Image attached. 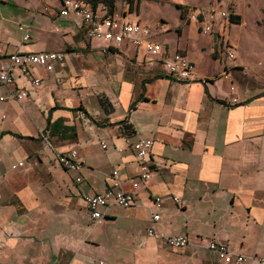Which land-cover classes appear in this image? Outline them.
I'll use <instances>...</instances> for the list:
<instances>
[{"label":"crops","instance_id":"crops-1","mask_svg":"<svg viewBox=\"0 0 264 264\" xmlns=\"http://www.w3.org/2000/svg\"><path fill=\"white\" fill-rule=\"evenodd\" d=\"M56 1V11H45L63 20L39 29L30 43L0 47V62L17 50L65 51L53 68L14 67L13 83L0 84V264H261L264 58L222 56L221 37L183 22L177 7L173 31L166 23L147 24L168 53L180 51L196 63L189 78L179 79L146 62L143 49L128 39L108 50L104 39L95 45L86 21L60 13ZM131 3L116 1L112 11L139 19ZM99 5L100 14L108 13ZM26 24L31 30V21ZM17 89L27 94L14 99L10 92ZM138 137L153 139L147 180L139 178L138 158L125 141ZM71 148L80 169L57 160ZM113 168L122 187L131 189L132 180L139 186L130 205L103 207L97 222L83 197L104 191ZM155 195L165 198L157 208ZM153 209L160 214L154 222ZM151 225L155 234L147 232ZM172 233H186L189 243L169 246L165 237ZM210 238L245 259L224 262L207 247Z\"/></svg>","mask_w":264,"mask_h":264},{"label":"built area","instance_id":"built-area-1","mask_svg":"<svg viewBox=\"0 0 264 264\" xmlns=\"http://www.w3.org/2000/svg\"><path fill=\"white\" fill-rule=\"evenodd\" d=\"M211 7L208 16L202 15V10L198 7H187L184 10V18L188 21L197 22L202 31H215L218 36L225 34V29L232 22L231 12L227 8L221 7L222 0H210ZM62 14H73L83 18L86 21V35L89 38H100L106 41L102 47L108 50L110 47L119 46L124 39H128L135 46L143 49L146 54V62L149 64H159L162 70L176 76L179 79L189 78L195 69V63L184 53L174 51L168 53L167 46L161 41H157L151 37L152 29L149 24L139 19H126L118 12H108L106 14H98L97 7L93 8L88 0H60ZM214 22L218 24L214 29ZM19 29L22 31V40H28L30 37L29 24H20ZM228 57L234 58V49L229 47L226 51ZM65 51L63 50H40V51H14L0 62V84L9 85L14 81L13 68H18L21 72H27L32 66H40L45 69H51L55 62L63 60ZM33 84L40 82V77L35 76L32 79ZM233 88V85L230 86ZM27 94L25 89L12 90L10 96L14 99H20ZM3 95L0 96L2 98ZM232 100H236L235 97ZM44 143L51 145L49 139L42 133ZM135 152L139 162V178L147 180L151 176L152 166L151 146L153 139L151 137H138L134 140L125 139ZM104 147L105 142L101 141ZM122 149L119 147V150ZM59 163L69 169H80L83 162L78 156L76 148H71L65 152H59L57 156ZM19 160L12 164V168L21 164ZM79 178V177H77ZM139 186L138 180L131 181V189L122 187L120 173L117 168H113L108 174V185L104 191L87 193L84 195V204L93 219L97 222L101 221L105 212L103 207L115 203L121 206L130 205ZM174 201L178 197H171ZM161 195H155L152 199V206L159 207L164 201ZM160 214L153 209L151 212L152 222L159 220ZM149 234H155L151 225L147 228ZM166 242L171 247L186 246L189 238L186 233H172L165 237ZM207 247L215 252L224 262L242 261L245 256L241 252L233 251L226 243L210 238ZM261 264H264V258L258 257ZM103 263L102 260L99 261Z\"/></svg>","mask_w":264,"mask_h":264},{"label":"rangeland","instance_id":"rangeland-1","mask_svg":"<svg viewBox=\"0 0 264 264\" xmlns=\"http://www.w3.org/2000/svg\"><path fill=\"white\" fill-rule=\"evenodd\" d=\"M119 6V0H116ZM126 0H120L124 3ZM195 1L194 4L188 7H198L202 10L204 17L208 16L211 7V2L200 3ZM56 0H0V47L3 43H30L34 39V34L41 28L49 27L52 22H60L62 16L54 19L49 13H46L47 8L52 7L56 11ZM221 7L227 8L232 13L238 15V21L231 22L230 27L225 29L224 36H220L222 41V56L227 57V49H234L236 59L249 57L264 58V0H223ZM137 10L140 15H134L143 22H148L154 27L163 26L164 23L173 31L182 19L183 22H188L184 15L178 13L177 7L169 0H141L135 3L133 0L129 4V10ZM102 11L101 5L98 6V14ZM103 12V11H102ZM43 15V16H42ZM158 16V17H156ZM54 19V20H52ZM32 23L30 30V40H22V31L19 29L20 24ZM157 24V25H154ZM95 45L98 44L99 38H92ZM2 43V44H1ZM13 45L9 44V47ZM207 48V46H206ZM206 52V51H205ZM69 53L66 52V56ZM96 55H102L100 51H95ZM232 58V57H231ZM204 64V63H203ZM196 65V63H195ZM5 105L4 101H0V106Z\"/></svg>","mask_w":264,"mask_h":264},{"label":"trees","instance_id":"trees-1","mask_svg":"<svg viewBox=\"0 0 264 264\" xmlns=\"http://www.w3.org/2000/svg\"><path fill=\"white\" fill-rule=\"evenodd\" d=\"M88 1L93 6V8H96L98 6V4L101 2L104 3L107 7L108 12H112V10L115 7V3H116V0H88ZM128 1L131 2L133 0H128ZM173 4L180 9V14L183 16L184 10L188 7V5H183V4L177 3V2H174ZM230 17H231L232 22L238 21V15L237 14H234L231 12Z\"/></svg>","mask_w":264,"mask_h":264}]
</instances>
